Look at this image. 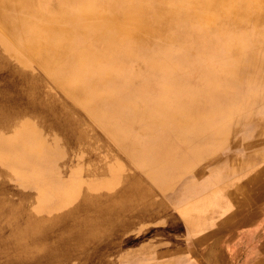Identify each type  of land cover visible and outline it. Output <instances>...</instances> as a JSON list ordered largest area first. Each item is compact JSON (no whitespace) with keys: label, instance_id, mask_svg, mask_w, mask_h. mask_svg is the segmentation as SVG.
Here are the masks:
<instances>
[{"label":"rangeland","instance_id":"obj_1","mask_svg":"<svg viewBox=\"0 0 264 264\" xmlns=\"http://www.w3.org/2000/svg\"><path fill=\"white\" fill-rule=\"evenodd\" d=\"M40 1L45 8L56 2ZM52 11L55 13L56 9ZM213 15L215 19L210 25L182 24L181 37L170 44L171 52L167 54L164 49L168 45L164 38L149 35L144 46L133 47L132 58L114 54L111 60L97 65L88 77V81L96 85L89 92L93 95L89 108L79 103L80 92L72 96L65 94L42 68L33 64L27 52L20 49L17 35L0 31L4 44L32 66L34 71L29 72L32 75H28L29 78H39L42 85L48 86L57 100L65 104L68 108L63 115L65 118L70 117L76 126L83 124L92 130L95 135L92 143L102 149L99 158L104 159L102 163L106 158L110 159L113 166L90 176L75 171L74 163L82 164V157H77L76 161L75 157L67 158L62 152L55 151L45 157L28 155L23 167L13 162V157L22 153L23 144L13 151L12 159L8 158L12 150L5 147L0 156V227L4 217L9 215L10 205L17 202L18 193L26 195L24 205L30 209L36 206L34 194L46 186L51 199L55 200V210H58L60 205L66 208L76 201L59 199L74 182L79 181L81 188L91 193L101 191L105 194L112 193L124 180L134 179L138 186L128 207L107 221L100 232L64 247L44 264H213L212 260H226V264H254L259 259L264 260V200L256 203L252 197L254 193L262 192L264 198V176L256 185H249L252 182L246 180L251 171L264 167V117L260 106H256L257 112L248 124L237 108L223 107L220 121L227 129L224 135L203 130V133H192L191 137L187 132L195 128L196 120H203L211 127L218 123L212 122L206 114L210 111L209 101L214 93L210 87L218 92L232 89L220 73L224 64L240 75L235 85L241 87V97L250 93L247 90L249 67L243 69L240 66L243 60L235 59V52L228 48L237 44L236 49L231 50L243 55L253 42L255 48L262 46L255 42L260 39L257 28H264V14L230 17L223 10L215 9ZM79 45L82 47L84 42ZM231 57L235 61L226 62ZM66 62L58 60L55 64L64 70L63 63ZM106 67H111L112 71L109 75H102ZM164 67L168 68L167 73L159 72ZM123 68L133 71L135 77L132 79L126 75ZM139 68H142L141 72ZM208 70L212 71L211 75L207 74ZM259 72L264 74V67ZM4 73L0 71L1 90L5 88L2 82ZM213 77L219 81H212ZM164 84L173 88L168 92L164 90ZM26 86V81L19 86L12 85L10 92H19ZM110 92L115 96L109 97ZM131 101L138 107L145 105L149 113L134 116L128 105ZM10 105H6L3 111L9 110ZM123 113L126 117L122 116V119ZM109 127L117 135H125L126 145L131 146L132 152L120 145ZM164 132L168 136H165L166 140L157 142L156 137ZM206 133L207 141L203 146L199 145ZM65 143L72 146L76 142L71 145L65 136ZM112 169L114 175L120 173L116 174V183L111 185ZM212 202L215 208L219 202L222 209L212 212ZM36 209L43 216L50 215L46 209ZM80 218L84 220L85 217H78V222L82 221ZM2 240L0 236V245ZM6 240L12 245L14 238L8 236ZM3 249L0 246V264L12 263L10 253ZM44 252L48 251H33L30 259H19H23L24 264H38L43 261Z\"/></svg>","mask_w":264,"mask_h":264},{"label":"bare ground","instance_id":"obj_2","mask_svg":"<svg viewBox=\"0 0 264 264\" xmlns=\"http://www.w3.org/2000/svg\"><path fill=\"white\" fill-rule=\"evenodd\" d=\"M53 8L56 9L55 13L52 11ZM215 9L223 10L230 17H258L261 13L264 14V0H56L54 6L50 4L48 8H45L40 0H0V31L11 36L17 35L20 49L27 52L33 60V64L42 68L50 76L51 82L58 84L65 94L72 96L76 92H80L79 103L89 108L93 96L89 92L96 85L89 82L88 77L97 65L111 60L114 54L132 58L133 47L144 46L149 35L164 38L169 46L164 49L167 54L169 51L171 52L170 44L178 41L181 37L182 24L186 22L185 24L207 23L210 25L215 19L213 15ZM198 27L200 28V26ZM256 33H260V39L257 38L255 42V44L259 42L262 44L259 48H255L253 42L250 46L251 49L245 50L243 55L239 51L231 50L236 49L237 44L228 48L231 52H235V59L243 60V64L240 65L243 69L249 67L247 71L249 89L247 90H250V93L241 97L243 95L239 91L241 87L235 85L240 75L235 71H230L224 64L220 73L224 79L229 81L232 89L218 92V89L216 91L215 88L210 87V91L214 93L209 101V115L206 114L212 122L218 123L211 127L203 120H196L195 128L187 131L189 136L193 137L196 132L203 133V130L216 135H224L227 129L220 120L223 118L222 110L225 106L237 108L242 114L243 121L247 124L255 116L256 106H260L264 117V74L259 72V69L264 67V43H262L264 42V28H257ZM82 41L84 45L81 47L79 42ZM246 43L248 44L247 41ZM235 59L231 57L226 62L231 63ZM58 60L67 61L63 63L66 69L57 68L55 62ZM137 61L139 60L137 59ZM137 66L139 65L137 64ZM123 70L132 79L135 77L133 71L129 72L125 68ZM0 71L5 72L2 78L5 88L0 89V136L2 135L0 137V156L5 147H8L12 150L8 158L12 159L13 151L23 144L22 153L13 157L14 163L23 165L28 155L45 157L52 155L55 151H60L67 158L75 157L76 161L79 157L83 158L82 164L74 163L76 172L88 173L91 176L100 171L103 173V170L109 168L112 164H110V159L106 158L102 163L104 159L99 158V151L102 149L92 143L95 141L92 130L83 124L76 126L74 119L63 116L66 115L65 112H68L65 104L60 103L57 96L51 92L48 86L42 85L39 78L35 76L29 78L28 75L32 76V71H34L32 66L27 64L25 59L11 47L4 44L1 36ZM66 71L68 73L64 74ZM111 71V67H108L104 69L102 75H109ZM167 71L168 68L164 67L159 72L167 73ZM207 74L211 75L212 71L208 70ZM24 81L28 83V86L24 89L20 88L16 93L10 92L12 85L19 86ZM212 81L217 83L219 80L213 77ZM163 86L164 90L168 92L173 88L167 84ZM108 96L112 97L115 94L110 92ZM8 104H11L8 106L10 109L3 111V108ZM128 105L133 109L134 116L149 113L145 105L138 107L133 101ZM250 109L253 113H250ZM125 113L121 114V118L122 116L126 117ZM168 126H165V129ZM109 131L127 152L133 150L130 148L131 146L126 145V137L123 133L117 135L112 127H109ZM208 133L201 138L199 145L205 144ZM65 136L71 145L73 142L76 143L72 146L66 145ZM165 136V132L160 134L156 137V141L163 143L168 137ZM3 137H7V140H2ZM113 163L115 162L113 161ZM118 172L114 175L113 169L111 170V174L114 175L111 185L116 183ZM84 176L86 175L84 174ZM137 190V182L134 179L124 180L123 184L110 194L101 191L91 193L88 189H82L79 181L74 182L69 184L59 199L64 201L76 199V201L66 208H62L64 205H60L58 210H55V200L51 199L50 190L46 186L41 187L34 194L36 206L30 209L24 205L26 195L18 193L16 194L17 202L10 205L9 215H6L2 220L0 236L3 240L0 246L4 247L5 253L11 255L12 263L9 261V264H24V260L19 257L30 259L33 251L46 249L48 252H44L41 259L43 261L38 263L41 264L61 252L64 247L100 232L107 221L128 207ZM216 198L218 197L216 196ZM218 201L223 202L224 200L219 199ZM36 207L46 209L47 214L50 215L43 216ZM212 208L214 213L222 209L219 202L216 208L215 204L212 205ZM54 212L55 214H53ZM80 216L85 218L84 220L80 218L79 220L82 221L78 222L77 219ZM8 236L14 238L12 245L6 243Z\"/></svg>","mask_w":264,"mask_h":264},{"label":"crops","instance_id":"obj_3","mask_svg":"<svg viewBox=\"0 0 264 264\" xmlns=\"http://www.w3.org/2000/svg\"><path fill=\"white\" fill-rule=\"evenodd\" d=\"M264 176V167H261V168H259V169H255V170H253V172L251 171V173L248 175V177H249V180H247V182L248 181H250V182H252V183H250L249 185H256L255 183L258 181V180H260L261 179V181H262V177ZM262 193V192H261ZM261 193L259 192V193H254L253 194V200L256 202V203H261L262 202V200H264V198L262 199V197H263V194L261 195ZM263 193H264V191H263ZM212 262H213V264L214 263H216V264H226V260H221V261H217V262H214L213 260H212ZM262 262H263V264H264V260H262V259H259V260H257L254 264H262Z\"/></svg>","mask_w":264,"mask_h":264}]
</instances>
